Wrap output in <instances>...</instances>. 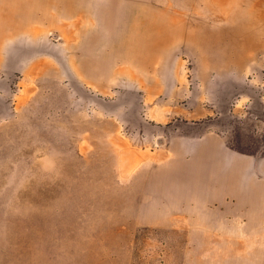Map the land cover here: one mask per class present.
I'll use <instances>...</instances> for the list:
<instances>
[{
	"label": "rangeland",
	"instance_id": "374dc122",
	"mask_svg": "<svg viewBox=\"0 0 264 264\" xmlns=\"http://www.w3.org/2000/svg\"><path fill=\"white\" fill-rule=\"evenodd\" d=\"M11 1L25 23L0 24V264H264V207L191 220L140 182L169 136L203 126L264 155L248 118L264 116V0H44L28 19L36 0Z\"/></svg>",
	"mask_w": 264,
	"mask_h": 264
},
{
	"label": "crops",
	"instance_id": "0c3cea01",
	"mask_svg": "<svg viewBox=\"0 0 264 264\" xmlns=\"http://www.w3.org/2000/svg\"><path fill=\"white\" fill-rule=\"evenodd\" d=\"M260 75L264 85V73ZM256 98L264 111V92ZM221 116L229 115L225 112ZM248 118L257 128L264 126L262 112L251 110ZM229 140L228 131H210L205 126L194 134L169 136L163 149L154 150L149 165L141 167L148 175L140 179L141 184L147 183L148 204L176 208L175 213L184 214L181 216H194L188 207H196L198 218L190 219L200 221L220 220L206 207H264V155L240 151Z\"/></svg>",
	"mask_w": 264,
	"mask_h": 264
},
{
	"label": "bare ground",
	"instance_id": "6f19581e",
	"mask_svg": "<svg viewBox=\"0 0 264 264\" xmlns=\"http://www.w3.org/2000/svg\"><path fill=\"white\" fill-rule=\"evenodd\" d=\"M44 0H36V6L33 10H27L25 11V15H24V19H28L31 15L35 13H40L37 11H43V7L44 5ZM61 3V1H60ZM62 8L64 9H72V10H77V9H81L82 8V3H80V0H63L62 1ZM18 3L16 1H11V4L8 6V10L4 9L3 7L0 6V24L1 23H6L9 25H13V26H23L25 23V20H23L22 18V12L21 10L18 9ZM115 8L114 4H109L107 6V10H113ZM42 13V12H41ZM14 15H20V17L18 19L14 18ZM40 15V14H39ZM38 16V15H37ZM106 22H104L105 24H110L111 22L109 21V16H106ZM146 34V33H144ZM157 35V34H156ZM146 37V35H145ZM144 38V36H143ZM161 39V38H160ZM151 47V46H150Z\"/></svg>",
	"mask_w": 264,
	"mask_h": 264
}]
</instances>
